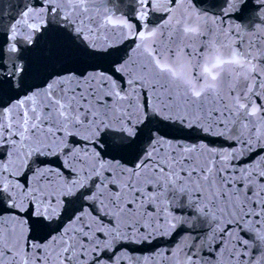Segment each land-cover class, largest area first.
<instances>
[{
	"label": "snow or ice",
	"instance_id": "obj_1",
	"mask_svg": "<svg viewBox=\"0 0 264 264\" xmlns=\"http://www.w3.org/2000/svg\"><path fill=\"white\" fill-rule=\"evenodd\" d=\"M200 5L0 0V264H264V0Z\"/></svg>",
	"mask_w": 264,
	"mask_h": 264
},
{
	"label": "water",
	"instance_id": "obj_2",
	"mask_svg": "<svg viewBox=\"0 0 264 264\" xmlns=\"http://www.w3.org/2000/svg\"><path fill=\"white\" fill-rule=\"evenodd\" d=\"M213 2H214V0H201L200 6L208 8ZM215 2H219V0H215ZM125 4H126V6L124 8V11L126 12V14H132L134 11L135 0H125ZM157 15H159V14H157ZM132 22L133 21H130V23H132ZM131 43H132V40L128 39V40L121 42L119 47L121 49H124V48H127L128 44H131ZM99 63L100 64H88V65H85L84 67L88 68L89 70H95L97 67H100L101 70L107 69V63L106 62H99ZM81 70H83V68ZM155 243L156 242H154L153 245H148V244L134 245L133 247L137 249V254L147 255L150 253V250L154 247Z\"/></svg>",
	"mask_w": 264,
	"mask_h": 264
},
{
	"label": "clouds",
	"instance_id": "obj_3",
	"mask_svg": "<svg viewBox=\"0 0 264 264\" xmlns=\"http://www.w3.org/2000/svg\"><path fill=\"white\" fill-rule=\"evenodd\" d=\"M234 63H241L242 61L234 60Z\"/></svg>",
	"mask_w": 264,
	"mask_h": 264
}]
</instances>
